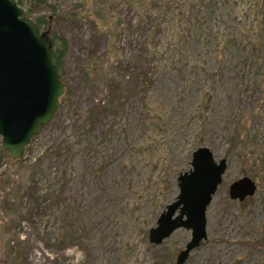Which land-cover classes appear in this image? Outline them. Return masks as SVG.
Masks as SVG:
<instances>
[{
    "label": "rangeland",
    "instance_id": "374dc122",
    "mask_svg": "<svg viewBox=\"0 0 264 264\" xmlns=\"http://www.w3.org/2000/svg\"><path fill=\"white\" fill-rule=\"evenodd\" d=\"M18 6L68 43L66 93L20 160L0 138V264H177L191 231L149 233L200 148L227 171L185 264H264V0Z\"/></svg>",
    "mask_w": 264,
    "mask_h": 264
},
{
    "label": "water",
    "instance_id": "95a60500",
    "mask_svg": "<svg viewBox=\"0 0 264 264\" xmlns=\"http://www.w3.org/2000/svg\"><path fill=\"white\" fill-rule=\"evenodd\" d=\"M52 48L51 37L39 34L15 0H0V138L2 150L14 161L61 108L66 87L52 62ZM191 166L179 177L177 200L149 233L150 242L160 245L178 229L191 231L177 264H185L207 239L206 213L227 171V161L216 162L208 148L193 153ZM256 192V183L243 177L231 184L229 197L243 202Z\"/></svg>",
    "mask_w": 264,
    "mask_h": 264
},
{
    "label": "trees",
    "instance_id": "16d2710c",
    "mask_svg": "<svg viewBox=\"0 0 264 264\" xmlns=\"http://www.w3.org/2000/svg\"><path fill=\"white\" fill-rule=\"evenodd\" d=\"M22 2H23V0L17 1L18 5H21ZM86 10L89 11L88 8H86ZM36 24L39 27V29L42 30L43 24L40 21L37 22ZM59 39L61 40V46L59 48H55V46H53L52 62L55 66L58 67L60 76L62 78L61 69H63V67H64V61L66 59V55H67V51H68V43L66 42V40L64 38H59ZM64 223L61 227V230L63 231V233L66 231V228H67V222H64ZM68 228H69V225H68Z\"/></svg>",
    "mask_w": 264,
    "mask_h": 264
},
{
    "label": "bare ground",
    "instance_id": "6f19581e",
    "mask_svg": "<svg viewBox=\"0 0 264 264\" xmlns=\"http://www.w3.org/2000/svg\"><path fill=\"white\" fill-rule=\"evenodd\" d=\"M217 222V221H216Z\"/></svg>",
    "mask_w": 264,
    "mask_h": 264
}]
</instances>
